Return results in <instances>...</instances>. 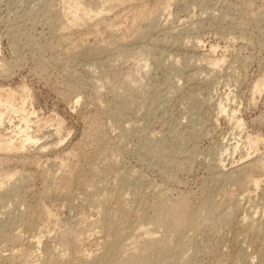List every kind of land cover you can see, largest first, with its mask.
I'll return each instance as SVG.
<instances>
[{
  "label": "rangeland",
  "instance_id": "rangeland-1",
  "mask_svg": "<svg viewBox=\"0 0 264 264\" xmlns=\"http://www.w3.org/2000/svg\"><path fill=\"white\" fill-rule=\"evenodd\" d=\"M164 1L114 4L98 27L91 21L66 29L63 0H0V88H27L31 131L40 138L25 151L0 152V176L18 177L0 191V264H23L15 252L36 251L29 242L41 229L48 238L39 247L54 254L49 264L99 255L110 241L92 225L102 214L52 195L67 166L91 157L97 161L90 177L98 182L89 191L107 200L108 211L117 213L110 223L123 234L137 218L149 221L161 199L211 207L205 223L171 234L173 251L157 258L154 249L149 264L264 263V239L238 224L244 211L264 218V170L257 166L264 161V89L254 92L264 76V0H166L163 11ZM16 116L0 134L13 135ZM256 136L258 147L249 144ZM22 208L32 217L29 233L14 220ZM65 224L73 230L60 242ZM18 231L23 239L9 241ZM63 244L68 250L60 260Z\"/></svg>",
  "mask_w": 264,
  "mask_h": 264
},
{
  "label": "bare ground",
  "instance_id": "bare-ground-1",
  "mask_svg": "<svg viewBox=\"0 0 264 264\" xmlns=\"http://www.w3.org/2000/svg\"><path fill=\"white\" fill-rule=\"evenodd\" d=\"M133 0H100L99 3H94L91 0H63V4L65 5L64 10H63V19L65 22V26L64 28L66 29H70V28H74V27H81V26H85L88 25L89 23H91V21H94L95 26H99V24H101L102 22H105V14L111 10L114 7V4L116 5H122L124 3H128L131 2ZM159 6H156V8H158ZM169 8V3L168 1H164V4L161 5V9L163 11H167ZM157 10V9H156ZM147 13H149V10L147 9ZM134 14V13H133ZM142 15H146V9L142 10V12L140 14H138V12L136 11V13L133 15V20L136 21L137 19H139L140 16ZM149 16V15H148ZM150 17V16H149ZM111 25H113V23H111ZM87 27V26H86ZM96 29V28H95ZM97 32V31H96ZM181 40V39H180ZM181 43V42H180ZM179 43V44H180ZM95 48V47H94ZM82 49V48H81ZM214 49V48H213ZM212 49V50H213ZM97 51H103L105 50L103 47H99L98 49H96ZM214 52V50H213ZM85 53V51H84ZM94 53V52H93ZM96 53V51H95ZM91 55V54H90ZM95 55L96 54H92ZM87 56V55H86ZM89 56V55H88ZM92 57V56H91ZM93 57V58H94ZM147 62V61H146ZM210 64L214 67V65L217 64V62L219 61H215L213 63H211V61H209ZM161 64V63H160ZM146 67V66H145ZM2 71V70H1ZM4 71V70H3ZM6 71V70H5ZM4 73V72H3ZM201 78V77H200ZM262 89H264V76H262L261 78H259L255 84H254V92L257 93L258 91H261ZM168 93V92H167ZM29 93L27 91V88L23 86V88H21L20 90H8L5 88H0V130L1 128L6 125L5 123L11 122V120L13 119L14 116L18 115L19 117V121H20V125L14 129V131H12V134L7 135L6 133L3 132V134H0V152H3L4 155L8 154V153H12V152H16L19 150V152L25 151L27 148H29L30 144H35L37 143L40 138H37L36 135H34L35 133L33 131H31L32 129V125H31V118L29 117V115L31 113H29L26 110V102L29 99L28 97ZM28 98V99H27ZM77 100V99H76ZM19 103H18V102ZM30 101V100H29ZM77 103V102H76ZM29 104V103H28ZM28 106V105H27ZM32 108V107H31ZM30 111V110H29ZM34 112V111H33ZM34 114V113H33ZM32 114V115H33ZM31 115V116H32ZM17 117V116H16ZM238 123H242V120L239 119ZM7 131V129H4ZM57 134L60 132L58 130ZM36 132V131H35ZM34 133V134H33ZM60 135V133H59ZM249 138V144L256 147L257 144L259 142H261L260 138L256 136V138ZM62 140V139H61ZM60 140V142H61ZM63 141V140H62ZM50 143V142H49ZM62 143V142H61ZM58 144V143H57ZM60 144V143H59ZM50 145V144H49ZM47 146L46 144L43 145L41 148L45 149ZM258 147V146H257ZM108 151V150H107ZM109 152V151H108ZM106 153V151H105ZM102 154V153H101ZM9 155V154H8ZM104 155V154H103ZM108 158H110V155L108 156V153H106V155ZM99 157V156H98ZM97 159V158H96ZM105 159V158H104ZM101 160V159H100ZM106 160V159H105ZM110 160V161H109ZM95 161L97 160H93V158H84L83 161H78V165L77 163L73 166V167H68V170L66 171V174H64L61 177L60 182L57 185L54 186V188H56L52 195H64L67 199H69V201H73V200H80V203H82L83 205L85 203H88L89 207L94 206V208L97 210L95 212H97V214L99 213V216L102 214L101 219H97L96 221H93L92 225L94 226L92 228H94L96 230V227H100L101 231H106L108 233V236L110 241H105L103 242L102 245V251L99 253V255H94V253H82V258H83V263L82 264H149V262L151 261V257L150 255L156 252H160L164 253V256L167 255L166 253H170V250L172 249V237L170 236L171 234H177V237H180L182 234H184L186 232V230H196L200 225H202V223H205L206 219H207V212L211 211V207L209 205H203L202 209L201 208H193L192 206H190L187 202H179V203H173V202H168L165 199H161L156 207V210L154 211L153 215L151 214L150 216V220L147 222H144L143 219L137 218V222L135 221L134 223V227L133 230L130 229V234H128L125 232L123 234V232H121L120 228H118V224H114L112 222V224L110 223L113 219V216L115 217L117 213H115V215H113L114 213L112 211L113 208H109L111 209L110 211H108V207H106V203L107 200L105 198H101L98 196L95 197L92 195V193L94 192H90L95 184L96 181H94L90 175L93 174V170L96 167L95 166ZM104 161V160H103ZM106 161L111 162V159H108ZM102 162V161H101ZM108 163V162H107ZM99 164V163H98ZM97 164V165H98ZM110 164V163H109ZM63 165V163H62ZM61 165V166H62ZM65 165V164H64ZM258 168L261 170H264V161H259L257 164ZM39 167V166H38ZM42 167V166H41ZM63 167V166H62ZM1 168V167H0ZM62 168H60L61 170ZM66 169V167H65ZM2 170V169H1ZM42 171V170H41ZM55 171V170H54ZM221 173V172H220ZM2 177L0 178V191H2V189L7 186V183L9 181H11L13 178L17 177V172L14 171H6L4 173H2ZM48 174V173H47ZM218 174V173H217ZM246 175V174H245ZM19 176V175H18ZM21 176V175H20ZM46 176V175H45ZM55 176V174H54ZM54 176H52L54 178ZM246 180L249 179L250 177L247 175L245 176ZM18 178V177H17ZM16 178V179H17ZM47 178V177H46ZM14 181V180H13ZM250 181H253V179L251 178ZM47 182V181H46ZM98 182V181H97ZM16 183V182H14ZM44 185V184H43ZM254 185H256V187H259V183L257 181H254ZM8 188V187H7ZM6 189V188H5ZM4 189V190H5ZM98 189V188H97ZM96 189V190H97ZM4 190L2 191V194L4 192ZM50 190V189H48ZM90 190V191H89ZM7 191V189H6ZM6 191L4 193H6ZM45 191V190H44ZM94 191V190H93ZM51 192V191H49ZM8 193V192H7ZM15 193H18L15 191ZM20 194V193H18ZM18 194H14L18 197ZM22 194V193H21ZM49 194V193H48ZM96 195V194H94ZM4 196V195H3ZM8 196V195H5ZM14 196V197H16ZM22 197V195H20ZM16 197V198H17ZM59 197V196H56ZM1 198V197H0ZM4 199H7L5 197H3ZM14 198V199H16ZM44 198V197H43ZM61 198V197H60ZM3 199V200H4ZM18 200L20 199L17 198ZM39 199V198H38ZM2 200V199H1ZM20 201V200H19ZM22 201V198H21ZM38 201V200H37ZM43 201V200H42ZM41 201V202H42ZM120 201V200H119ZM10 202V201H9ZM124 202V201H123ZM122 202V203H123ZM119 203V202H118ZM117 203V204H118ZM121 203V201H120ZM242 203V202H241ZM77 204V203H76ZM81 204V205H82ZM116 204V205H117ZM124 204V203H123ZM234 204V203H233ZM240 204V203H238ZM238 204H234L235 208L238 209L237 205ZM1 205V204H0ZM120 205V204H119ZM264 205V204H263ZM22 207V205H20ZM45 206V205H44ZM71 206V205H70ZM109 206V205H108ZM128 206V205H127ZM155 206V205H154ZM24 207V206H23ZM27 207V206H25ZM29 207V206H28ZM83 207V206H82ZM110 207V206H109ZM116 207V206H115ZM125 207V208H124ZM233 207V209H234ZM245 207V206H244ZM43 208V207H42ZM119 208V207H118ZM122 208V204L121 207ZM23 209V208H22ZM46 209V208H45ZM79 209V208H78ZM127 209L128 208L126 206H123L122 208ZM121 209V210H122ZM130 209V208H129ZM24 210V209H23ZM89 210V209H88ZM122 210V212H123ZM126 210V212H127ZM131 210V209H130ZM244 210V209H243ZM242 210V211H243ZM246 210V209H245ZM22 212V210H20ZM32 211V210H31ZM45 211V210H44ZM94 211V210H93ZM92 211V212H93ZM118 211V210H117ZM125 211V210H124ZM132 211V210H131ZM234 211V210H233ZM51 212V211H50ZM49 212V213H50ZM119 212V211H118ZM129 212V211H128ZM237 212V211H236ZM241 212V211H240ZM34 212H32L33 214ZM48 213V212H46ZM48 215H51L52 213H50ZM131 213V212H130ZM129 213V214H130ZM42 214V213H41ZM125 214V213H124ZM123 214V216H124ZM252 214V213H251ZM18 215V214H17ZM29 215H31L30 213L27 212V210L25 209L22 213H20V215H18V218H14V220L16 219L19 227L23 228L24 232H31L33 230V226L30 224V219L32 217H30ZM40 215V214H38ZM127 215V213H126ZM237 215V214H236ZM242 215V212H241ZM34 216V215H33ZM41 216V215H40ZM232 216V215H231ZM251 216V217H250ZM16 217V216H15ZM35 217V216H34ZM38 217V216H37ZM51 217V216H48ZM234 216H232L233 219ZM257 217V216H256ZM260 217V218H259ZM258 220H256L255 218H253L252 215H249L247 213H243L242 217H240V219H238V224L240 226H247L248 228L250 227L255 235H253L254 237L256 236L259 240L260 239H264V218L262 219L261 216H259ZM36 218V217H35ZM34 218V219H35ZM47 218V217H46ZM52 218V217H51ZM125 218V217H124ZM127 218V217H126ZM136 218V217H135ZM236 218V217H235ZM48 219V218H47ZM111 219V220H110ZM7 220V219H6ZM13 220V219H12ZM49 220V219H48ZM59 220V219H58ZM118 220V219H117ZM38 221V220H37ZM120 221V220H118ZM12 222V221H11ZM34 222V221H33ZM32 222V223H33ZM47 222V221H46ZM58 222V221H57ZM87 222V221H86ZM35 223V222H34ZM45 223V222H44ZM49 223V222H48ZM59 223V222H58ZM76 223V222H75ZM80 223V222H79ZM124 223V222H123ZM128 223V222H126ZM125 223V224H126ZM234 224V223H233ZM56 225V224H55ZM72 225V224H71ZM70 224L66 226V224L64 225V228L66 230V232L61 235V241H63V237H65V234L67 233H72L71 230V226ZM46 226V225H44ZM62 226V225H61ZM59 227V226H58ZM121 227V226H120ZM130 227V226H129ZM246 227V229H247ZM38 228V226H37ZM53 228L54 225H53ZM52 228V229H53ZM61 228V227H60ZM63 228V226H62ZM61 228V229H62ZM75 228V227H74ZM77 228V227H76ZM91 228V227H90ZM131 228V227H130ZM160 228H165L166 229V236L165 237H161L158 236V229ZM18 229V227L16 228ZM41 229V228H40ZM44 229V228H43ZM48 229V228H46ZM85 229V228H84ZM88 229V228H87ZM127 229V228H126ZM125 229V230H126ZM250 229V230H251ZM39 230V229H38ZM42 230V229H41ZM39 231L37 232L35 230V234L31 235V240H30V245L34 246L35 248L38 247L36 251H38L36 253V251L33 249H29V248H23L21 250H18L17 253L15 252L14 255H17L20 260H22L23 264H49L51 262V260H54V254L52 253V251L50 249L45 250L46 247H44L43 251L40 247V245L43 242V239H45L46 237L48 238V236L46 235L47 233L44 231ZM51 230V229H50ZM63 230V229H62ZM124 230V231H125ZM20 231V230H19ZM18 231V234L15 233L16 235H11L10 240L12 242H18L19 239H23V237L26 235L24 234H20ZM60 231V230H59ZM82 232L84 230H81ZM92 231V230H90ZM127 231V230H126ZM48 232V231H47ZM51 231H49L50 233ZM61 232V231H60ZM64 232V231H63ZM85 232V231H84ZM23 233V232H22ZM34 233V231H33ZM88 233V232H86ZM86 233L82 234V237L85 235ZM91 233V232H89ZM93 233H95V231H93ZM100 233V232H99ZM253 233V232H252ZM11 234V232H10ZM104 234V233H103ZM81 235V234H80ZM88 236H90L89 234H87ZM58 236V235H57ZM56 236V237H57ZM250 236V235H249ZM9 237H7L9 239ZM87 237V236H86ZM247 237V235H246ZM125 238V239H124ZM238 238V237H237ZM240 238V237H239ZM256 238V239H257ZM59 239V238H57ZM80 239V238H79ZM102 239V238H101ZM106 238H104L105 240ZM245 239V238H244ZM81 240V239H80ZM84 240V239H83ZM87 240V239H85ZM107 240V239H106ZM20 241V240H19ZM78 241V240H77ZM100 241V240H99ZM125 241V242H124ZM261 241V240H260ZM80 242V241H79ZM85 243V242H84ZM257 243V242H256ZM16 244V243H15ZM22 244V242H21ZM28 244V243H27ZM62 244V243H61ZM96 244V243H95ZM242 244V241H241ZM261 244V243H260ZM14 245V244H13ZM55 245V244H54ZM57 245V244H56ZM205 245V244H204ZM243 245V244H242ZM251 245V244H250ZM17 246V245H16ZM40 246V247H39ZM44 246V244H43ZM83 246V245H82ZM99 246V245H98ZM62 248V252H60L59 255H57L60 259L62 257H64V255L66 256L67 254H64V252H66V246L61 245ZM94 247V246H93ZM240 247V246H239ZM33 248V247H31ZM81 248V247H80ZM83 248V247H82ZM81 248V249H82ZM181 248V247H180ZM16 249V248H15ZM41 249V250H40ZM52 249V247H51ZM57 249V248H55ZM86 249V248H85ZM154 249L155 252H154ZM175 249V248H174ZM203 249V248H202ZM205 249V248H204ZM237 249V248H236ZM259 249V248H258ZM9 250V249H8ZM58 250V249H57ZM100 250V249H99ZM261 250V249H260ZM13 251V250H12ZM60 251V250H59ZM153 251V253H152ZM173 251V249H172ZM178 251V250H177ZM199 251V250H198ZM237 251V250H236ZM11 252V251H10ZM14 252V251H13ZM57 252V251H56ZM55 252V253H56ZM69 252V251H68ZM201 252V251H200ZM206 252V251H205ZM75 253V252H74ZM231 253V252H230ZM261 253V252H260ZM263 253V252H262ZM58 254V253H56ZM77 254V253H76ZM79 254V253H78ZM77 254V255H78ZM204 254V253H203ZM258 254V253H257ZM69 255V254H68ZM155 255V254H154ZM245 255V254H244ZM252 255V254H251ZM55 256V257H57ZM160 257V255H157ZM168 256V255H167ZM78 257V256H77ZM81 257V256H80ZM154 257V256H153ZM237 257V256H236ZM243 257V256H242ZM246 257V256H245ZM81 258V259H82ZM176 258V257H175ZM250 258V257H249ZM77 259V258H76ZM154 259V258H153ZM181 259V258H180ZM252 259V258H251ZM34 260V261H33ZM61 260V259H60ZM75 260V259H74ZM165 260V259H164ZM168 260V259H167ZM19 261V260H18ZM56 261V260H55ZM55 261H53L55 263ZM58 261V260H57ZM72 261V260H71ZM78 261V260H77ZM157 261V259H156ZM174 261V260H173ZM20 262V261H19ZM166 262V261H164ZM163 262V263H164ZM177 262V261H175ZM180 262V261H179ZM248 262V261H247ZM260 262V261H259ZM162 263V264H163ZM171 264V260L168 262ZM174 262H172L173 264ZM189 263V262H188ZM78 264V263H77ZM167 264V263H166ZM176 264V263H174ZM180 264V263H179ZM183 264V263H181ZM191 264V263H190ZM196 264V263H195ZM264 264V263H263Z\"/></svg>",
  "mask_w": 264,
  "mask_h": 264
}]
</instances>
